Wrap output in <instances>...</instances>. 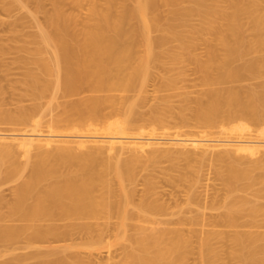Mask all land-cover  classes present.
I'll return each mask as SVG.
<instances>
[{
    "label": "bare ground",
    "instance_id": "1",
    "mask_svg": "<svg viewBox=\"0 0 264 264\" xmlns=\"http://www.w3.org/2000/svg\"><path fill=\"white\" fill-rule=\"evenodd\" d=\"M13 1L27 9L35 28L15 47L25 67L21 95L32 106L0 109V186L17 182L13 203L0 196V241L27 234L28 246L36 247L48 238L66 240L74 230L86 240L51 244L35 263L16 257L0 264H87L69 251L82 247L98 256L115 244L122 253L105 264H187L190 235L159 227L164 221L155 218L166 206L152 197L151 171L163 158L189 162L178 169V179L170 178L188 181L190 198L202 172L190 163L220 164L215 173L228 192L224 204L234 205L215 222L239 227L245 211L253 221L264 217L262 205L240 195L250 190L264 198L256 187L264 183L256 172L264 170V0H226V6L222 0H52L49 11L42 0H33V11L24 0ZM67 2L88 4L90 18L68 11ZM189 63L200 75L198 91L182 90ZM247 79L261 81L243 88ZM55 103L60 111L46 119ZM141 168L148 174L137 200L133 186ZM113 215L115 238L105 241L94 220L104 218L108 226ZM11 221L30 226L6 224ZM256 230L236 231L233 255L241 264H264V244L256 243L264 231ZM212 233L201 238L210 264L217 254Z\"/></svg>",
    "mask_w": 264,
    "mask_h": 264
},
{
    "label": "rangeland",
    "instance_id": "2",
    "mask_svg": "<svg viewBox=\"0 0 264 264\" xmlns=\"http://www.w3.org/2000/svg\"><path fill=\"white\" fill-rule=\"evenodd\" d=\"M27 4L29 10H36L37 3L35 1L24 0ZM43 5H45L46 10L52 9V0H42ZM221 5L226 6L227 1L222 0ZM65 8L68 11H73L81 16V18H90L88 14V4H85L83 7L78 8L73 3L67 2L65 3ZM45 14L40 13L39 19L44 22L45 21ZM192 24L198 26L200 24L199 16H193ZM17 29L18 34H15V30ZM16 31V32H17ZM35 33L34 24L31 22L27 9L21 8L18 4H16L13 0H0V90L4 93H0V109L8 110L9 109L15 110L20 103L32 106V101L28 96H22V92L24 91V86L21 83L22 78L24 77L25 67L23 64L18 62L19 53L15 47L22 39H28V36ZM27 37V38H26ZM21 42V41H20ZM3 46V50L1 47ZM2 51V52H1ZM198 52L201 55L205 54V45L201 44L198 48ZM167 68H164L163 72H166ZM185 73L188 77V80L184 82L182 89L183 91H198L201 89L200 82V75L198 74L195 66L192 63H189L185 67ZM154 79H157L156 77ZM157 81V80H154ZM253 80L247 79L244 83L242 82L243 88L249 86H255L261 80ZM264 81V80H263ZM260 83V82H259ZM258 83V84H259ZM241 84V83H240ZM238 84V85H240ZM254 84V85H253ZM228 85H231L228 83ZM242 85L240 87H242ZM245 85V87H244ZM22 86V87H21ZM227 86V84H225ZM152 88V86H151ZM192 101H194V97L196 92L193 94ZM59 103L64 102L65 99H58ZM191 102V105H195L194 102ZM58 103V102H57ZM55 103V107L53 105V109L51 114L47 116L46 119H50L53 114L60 111L61 107L60 104L57 105ZM181 102L180 100H176L175 104L179 105ZM62 104V103H61ZM57 105V106H56ZM1 123V122H0ZM2 124V123H1ZM5 126L2 124V127ZM1 127V125H0ZM24 160V157H21ZM21 161V160H20ZM189 165V162L183 159H170V158H163L158 164L155 170L151 171L154 174L155 180V191L152 195L153 198L160 200L165 204H162L165 208L163 211H159L155 214V218L164 222H168L165 224L164 222L159 225V227H171V228H178L181 229L185 234L190 235L189 237L192 238V251L187 255L186 261L187 264H210L209 259V252L207 246L202 247L201 245V238L205 236V232L213 231L212 235H210V243L215 250L216 254V261L214 264H241L239 258H236L233 255L234 250L238 247L237 240L235 238L236 231L240 232H249L256 230L260 232L264 231V217L261 216L257 218V220L261 218L260 221L256 219L253 221V217L249 215V212L245 211L244 215L242 214V218L238 223L241 224L239 227L233 226L228 221H220L217 223L215 222V215L218 213H226L228 208L234 204H224L225 202L229 201L228 192L226 187L224 186L223 182L219 177L216 176V168L220 166L216 161H206L200 162L199 160H193L190 165L193 167H200L201 171L199 175V183L193 186L194 188V195L191 197L193 198V203L189 204V199L191 196V184L188 181H176L175 183L171 180L170 175L174 178L178 179V169L184 168ZM63 166V165H62ZM65 167V166H64ZM67 167V166H66ZM63 169V167L61 168ZM67 169V168H65ZM64 170V169H63ZM258 170V169H257ZM260 175L264 178V170L259 169ZM148 174L147 171L144 169H140L139 172V180L134 187L136 199L139 200L144 193L145 184L144 180L146 175ZM178 174V175H177ZM144 175V178H142ZM177 175V176H176ZM198 178V175L196 176ZM142 178V179H141ZM17 182L7 183L0 186V196H3L6 200V203H13L15 198V188ZM257 188L264 189V183L259 184L256 186ZM241 196H248L251 199L262 207H264V198H257L253 191L248 192H241ZM192 200V199H191ZM216 203V204H213ZM206 207H205V205ZM10 204H4L2 211H8V206ZM208 206V208H207ZM214 206V208H211ZM130 209H133L130 206ZM205 211V212H204ZM161 212V213H160ZM176 212V213H175ZM165 213V215H164ZM167 214V215H166ZM175 214V215H174ZM205 214L206 220H202L200 215ZM166 217V218H165ZM190 217H194L195 219L192 220ZM160 218V219H159ZM163 219V220H162ZM170 221H168V220ZM252 219V225L249 226V220ZM113 222H110V221ZM117 218L113 215V218L109 220V225L104 226L105 221L104 218L98 219L95 221V227L103 228L105 231V241H114L115 236V225L114 223ZM166 220V221H165ZM192 220L193 222H190ZM93 221V222H94ZM115 221V222H114ZM256 221V222H255ZM102 222V223H101ZM104 222V223H103ZM62 223V222H61ZM192 223V224H191ZM217 223V224H216ZM249 223V224H248ZM254 223H259L255 227H253ZM7 225H15V226H25L27 224L19 221H11L6 222ZM103 224V225H102ZM116 224V223H115ZM261 224V225H260ZM114 225V227H113ZM30 226V225H27ZM100 226V227H99ZM253 228H252V227ZM109 227V228H108ZM95 228V229H98ZM113 228L115 231H113ZM108 231H106V230ZM32 229H28L31 231ZM74 230V234L68 235L66 240L62 238V240L55 241L54 238H48L41 241H37L36 247H29L28 246V235L23 234L16 240H3L0 241V261L3 260H14L16 257H24L27 258L29 263L37 262V258H34L35 255L41 254H48L51 252L49 245H61V244H68V243H77L86 240V235L79 234V230ZM114 234H112L111 233ZM110 232V233H109ZM203 232V235L201 234ZM112 234V235H110ZM207 236V235H206ZM205 236V237H206ZM258 245L264 244L263 239H259L256 242ZM105 251V252H104ZM101 254L97 255H89L88 251L82 247H77L71 249L69 252L74 255L73 253L77 252L80 253V256L84 259V261L88 262L87 264H105L108 261L111 263L114 260H117L121 255V248L119 244H115L112 248L110 253L105 249ZM110 257H109V256ZM111 258V259H110ZM107 261V262H105ZM110 263V264H111Z\"/></svg>",
    "mask_w": 264,
    "mask_h": 264
}]
</instances>
